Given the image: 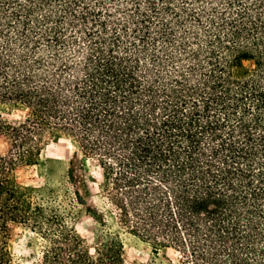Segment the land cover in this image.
<instances>
[{"label":"trees","instance_id":"1","mask_svg":"<svg viewBox=\"0 0 264 264\" xmlns=\"http://www.w3.org/2000/svg\"><path fill=\"white\" fill-rule=\"evenodd\" d=\"M0 134V264L14 224L41 264H157L124 235L180 264H264V0H0ZM49 135L101 170L120 231L93 249L57 191L18 180Z\"/></svg>","mask_w":264,"mask_h":264},{"label":"rangeland","instance_id":"2","mask_svg":"<svg viewBox=\"0 0 264 264\" xmlns=\"http://www.w3.org/2000/svg\"><path fill=\"white\" fill-rule=\"evenodd\" d=\"M3 116L12 123L21 122L27 111L7 107ZM10 141L0 134V153L8 154ZM17 177L23 185L48 186L58 192L63 209L77 215V229L93 247L108 235L120 231L115 211L100 191L101 170L94 160L84 157L70 138L49 135L37 165L18 169ZM72 180L76 181L73 183ZM96 211L100 217L93 216ZM128 261H152L157 264H180L178 253L171 249L155 250L151 245L124 235ZM40 236L30 228L14 224L9 233V249L16 264H41Z\"/></svg>","mask_w":264,"mask_h":264}]
</instances>
